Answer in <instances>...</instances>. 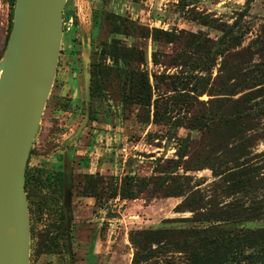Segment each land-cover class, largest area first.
<instances>
[{"label": "rangeland", "instance_id": "obj_1", "mask_svg": "<svg viewBox=\"0 0 264 264\" xmlns=\"http://www.w3.org/2000/svg\"><path fill=\"white\" fill-rule=\"evenodd\" d=\"M249 2L245 16L241 12ZM73 0H67L63 11V37L56 66V73L49 96L46 100L38 129L34 136L28 159L27 169L39 166L54 169L62 163L61 157L73 155V196L71 198L72 236L75 264H130L133 249L128 242V231L134 228L158 227L161 225H188L180 222V217L190 216V212H176L174 207L181 197L148 198L141 196L133 200H122L111 196L112 187L125 174L140 176L155 172L160 159L175 157L179 139H193L188 157L206 158L208 165H216L218 159L236 157L260 161L264 156V115L244 119L245 129L240 137L226 138L225 128L218 132L202 136L199 131L173 125L153 124L145 121V111L135 105H126L120 101L118 87L110 72L102 91L91 95L86 101L85 70L81 53L105 64L111 63L112 45L118 39L125 46L135 45L145 51L150 71L168 72L176 68L152 65V40L149 36L134 34L124 37L110 33L106 20H102L98 33L93 34L91 45L84 50L78 45L75 31L70 40L67 11ZM104 9L136 21L148 28L183 32L189 37L204 32L211 41L225 33L230 25H241L247 29L241 47L237 50L241 56L233 59L231 69L246 73V67H253L264 60V0H103ZM10 4L0 0V58L2 57L6 34L9 27ZM208 18L217 25L214 28L202 20ZM235 21V22H234ZM221 28V29H220ZM87 34L89 30L86 31ZM97 34V35H96ZM80 37V36H79ZM74 43V47L67 46ZM80 42V41H79ZM106 54L100 55V50ZM160 50L170 52L175 46L158 44ZM220 59H218L219 61ZM89 64V63H88ZM218 64L211 71V83L221 87L217 78ZM88 70V68H87ZM240 73V74H241ZM202 74V72H198ZM234 74V72H233ZM224 80L225 71L220 73ZM242 78L232 81L237 82ZM215 95L214 97H216ZM221 97V96H218ZM239 97V94L233 98ZM209 96L203 94L201 100ZM89 106V111H88ZM87 112L89 116L86 119ZM243 135V136H242ZM245 143V151L230 150L235 143ZM222 142L223 144H220ZM162 161V160H161ZM193 182L203 181L202 192L212 198L213 182L208 168L190 172ZM97 179L99 200L82 196V188L88 187V176ZM29 196H34V189H28ZM261 191L243 195L247 203L261 196ZM242 196V194H238ZM232 196L219 194L218 199L230 200ZM29 205V204H28ZM61 204L59 205V207ZM56 206L43 210V214L33 221L31 244L39 234L40 225L48 226V232L59 226ZM32 219V215H31ZM41 219V220H40ZM36 224L38 226H36ZM244 227H264V217L242 223ZM35 227V229H34ZM31 237V235H30ZM61 249V248H60ZM31 254V250H30ZM29 264H67V255L63 248L58 254L48 251V256H30Z\"/></svg>", "mask_w": 264, "mask_h": 264}, {"label": "trees", "instance_id": "obj_2", "mask_svg": "<svg viewBox=\"0 0 264 264\" xmlns=\"http://www.w3.org/2000/svg\"><path fill=\"white\" fill-rule=\"evenodd\" d=\"M8 1L11 11L6 41L11 30L15 0ZM241 15L246 13L241 12ZM102 20H106L110 33L124 37L134 34L149 36L153 45L152 65L176 69L173 72L166 69L150 71L145 51L135 45L125 46L115 39L110 64L95 58L90 62L93 96L98 90L102 91L111 72L120 101L144 110L145 121L196 130L202 136L224 127L228 139L243 134L244 119L264 115V60L253 67H246L245 72H248L243 74L231 69V61L241 56L237 48L241 47L247 32L241 25L237 27L233 23L223 35L211 41L204 32L189 37L175 30L148 28L105 9L94 13L96 33ZM202 22L218 28L208 18ZM159 43L175 48L166 52L158 48ZM105 52L102 47L100 55ZM216 64L221 85L218 89L210 79ZM222 71H225L224 80L220 78ZM240 76L239 81H232ZM203 94L209 98L199 99ZM236 94L239 97L233 98ZM179 141L175 157L160 159L154 173L144 176L125 174L112 187L111 196L122 200L141 196L149 199L181 197L174 210L191 213L179 218L180 222H191L188 225L164 224L130 229L128 242L133 249L130 264H264V227L242 226L244 222L264 217V192L249 203L243 198L254 191H264V156L259 162L254 159L238 161L236 157H230L218 159L216 165H208L205 157H188L193 139L182 137ZM230 148L244 152L245 143L242 140ZM204 168L210 169L213 182L217 183L212 188L210 199L200 189L202 179L193 182L190 173ZM29 174L26 167V192ZM91 178L92 175L87 178L88 187H85L84 195L99 200L101 194L97 191V179ZM64 181L61 171L55 174L51 202L62 193ZM219 194L232 197L220 200L217 198Z\"/></svg>", "mask_w": 264, "mask_h": 264}, {"label": "water", "instance_id": "obj_3", "mask_svg": "<svg viewBox=\"0 0 264 264\" xmlns=\"http://www.w3.org/2000/svg\"><path fill=\"white\" fill-rule=\"evenodd\" d=\"M66 2L14 1L11 30L0 58V264L30 263L25 171L56 73ZM249 2L243 13L248 11ZM88 58L84 55L87 101L91 76ZM69 198L66 189L67 208Z\"/></svg>", "mask_w": 264, "mask_h": 264}, {"label": "flooded vegetation", "instance_id": "obj_4", "mask_svg": "<svg viewBox=\"0 0 264 264\" xmlns=\"http://www.w3.org/2000/svg\"><path fill=\"white\" fill-rule=\"evenodd\" d=\"M247 5H248V1H247ZM91 95H92V91H91V76H90V98ZM61 160L62 163H60L54 169H46L44 167H39V166L31 167L30 169H28L30 171L29 188L32 187L34 189V196L32 197V199L31 196H29V191L26 192L28 194L27 200L29 204L28 207H29L30 235H31L30 238L33 239L31 227L33 221H35V218H36V222L34 223H38L37 219L41 217V215L43 214V210L49 209V207L52 208L53 206H56V208L59 209V212L57 213L59 217L58 228H56L55 231L48 232L47 225L45 224L40 225L39 228L40 232L38 236L34 238L37 239V244L33 245L30 243V250H31L30 256L32 255L48 256V251H51L54 254H58L60 250L63 248V250L66 252L67 255V264H70L69 247H68L70 245L72 263L75 264L74 251H73V236L71 232L73 219L70 210L71 198L73 196V182H72L73 169L71 168L72 166L71 161H73V155L68 153L67 155L62 156ZM59 171H61L65 177V181L62 187L63 190L62 193L58 195L57 199L51 202L50 195H52V190L55 188L53 185L54 176ZM66 189H69L70 192L68 208L65 204ZM81 195L85 196L84 188H82ZM60 204L61 206L59 207ZM31 215H32V219H31ZM33 215L35 216V218ZM36 226L38 225L36 224Z\"/></svg>", "mask_w": 264, "mask_h": 264}, {"label": "crops", "instance_id": "obj_5", "mask_svg": "<svg viewBox=\"0 0 264 264\" xmlns=\"http://www.w3.org/2000/svg\"><path fill=\"white\" fill-rule=\"evenodd\" d=\"M99 9H104L103 0H73L70 2L67 11L68 18V28L70 30L68 32V37L70 40L74 39L72 36H75L73 31H75L78 35L77 41L78 45H82V48L86 50L93 40V34L96 33L93 27V19L94 13H96ZM87 30H89L87 34ZM97 35V34H96ZM80 36V37H79ZM76 37V36H75ZM69 47H74V43L72 41L67 44ZM82 61L85 53H81Z\"/></svg>", "mask_w": 264, "mask_h": 264}]
</instances>
